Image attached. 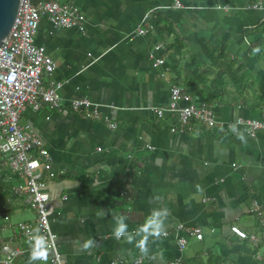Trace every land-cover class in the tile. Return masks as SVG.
<instances>
[{"label":"crops","instance_id":"crops-1","mask_svg":"<svg viewBox=\"0 0 264 264\" xmlns=\"http://www.w3.org/2000/svg\"><path fill=\"white\" fill-rule=\"evenodd\" d=\"M68 1L83 15L84 32L54 29L42 18L34 38L55 65L43 75L44 86L64 83L61 107L28 105L21 114V125L42 141L51 164L52 228L67 264H134L136 258L140 264L179 258L185 264H264L249 240L230 232L238 225L264 241L252 212L255 202L264 214V133L227 129L238 117L261 113L209 106L219 124L208 129L195 122L193 132L172 133L176 117L158 118L152 110L168 104L174 86L188 96L181 104H204L214 86L227 84L214 65L221 58L263 82L264 11L250 8L257 0ZM137 28L146 33L134 35ZM156 59L163 64L155 66ZM80 98L115 108H101L103 118L96 120L71 107ZM2 196L10 199L3 207L12 224L20 223L12 217L21 210L32 213H24L23 222L34 223L33 209L9 190ZM163 209V233L148 237L146 251L137 246L142 236L132 243L115 238V217H125L135 233L153 210ZM2 225L0 244L12 236ZM187 228L198 229L202 239ZM89 239L95 244L85 249ZM11 245L31 243L14 237ZM15 263L48 264L28 254Z\"/></svg>","mask_w":264,"mask_h":264},{"label":"built area","instance_id":"built-area-1","mask_svg":"<svg viewBox=\"0 0 264 264\" xmlns=\"http://www.w3.org/2000/svg\"><path fill=\"white\" fill-rule=\"evenodd\" d=\"M181 7L178 2L176 4ZM256 11H264V0H257L250 5ZM46 18L54 29H76L84 32V17L78 7L68 0H20L14 24L0 45V185L1 182L10 184V193L21 204L33 209L36 213L34 223L20 222L12 224L10 215L3 205L10 202L7 198L0 207V221L3 227L12 231V236L4 244H0V264H16L15 260L30 255L36 246V237L43 238L44 252L37 258L48 264H67L57 246V236L53 231V210L50 207V194L47 188V175L51 164L47 159V152L42 148V141L26 131L21 125V114L26 106L39 110L43 104H51L60 109L62 98L59 91L63 82H56L44 86L43 75L51 73L55 67L52 59L47 55L43 46L34 42L39 21ZM146 33L144 28H137L134 35ZM162 59H156L154 65L163 64ZM188 98L184 89L174 86L170 90L169 101L165 107H152L156 117L163 118L166 114L176 117V125L170 128L172 133L193 132L195 122L205 128H212L219 124L214 109L204 104L190 102L181 104ZM73 109L86 111L87 117L96 120L103 118L101 108L109 111L114 105H103L87 98L74 99L70 102ZM104 119H107L104 117ZM114 129L113 123L109 124ZM233 133L256 132L264 133V113L257 118L238 117L227 125ZM252 212L258 219L260 228L264 230V214L254 202ZM183 229L182 225H179ZM186 232L194 235L197 240L202 239L198 229L187 228ZM230 232L237 238L249 240L255 247V259L264 260V241L261 237L248 233L238 225H231ZM264 235V231H263ZM22 238L31 245L23 249L22 246L11 245L13 238ZM187 241H178L180 250L186 247ZM136 258L134 264H140ZM111 264H118L113 261ZM167 264H185L182 259L169 261Z\"/></svg>","mask_w":264,"mask_h":264},{"label":"trees","instance_id":"trees-1","mask_svg":"<svg viewBox=\"0 0 264 264\" xmlns=\"http://www.w3.org/2000/svg\"><path fill=\"white\" fill-rule=\"evenodd\" d=\"M39 1L43 0H32L34 3ZM262 50L264 53V49ZM214 65L219 67V75L224 77L223 80L227 81V84L214 86L216 87L215 90L211 91L207 101L204 102L206 106L218 104L230 107L247 106L251 110L264 113V80L260 84L254 83L245 69L236 67L234 62L226 58H221L219 63ZM8 190L10 191V184L2 181L0 185V207L4 201L2 195Z\"/></svg>","mask_w":264,"mask_h":264},{"label":"clouds","instance_id":"clouds-1","mask_svg":"<svg viewBox=\"0 0 264 264\" xmlns=\"http://www.w3.org/2000/svg\"><path fill=\"white\" fill-rule=\"evenodd\" d=\"M167 215V210H153L148 216L146 222L141 226L135 233H130L125 223V217L117 216L114 218L115 227L113 229V234L115 238H124L128 243H132L136 236H142L138 242V247L141 251H146V244L149 236L160 237L163 233L164 217ZM36 246L32 253V258H39L44 252V241L41 237H36ZM95 244L92 239L87 240L84 243V248H91Z\"/></svg>","mask_w":264,"mask_h":264},{"label":"water","instance_id":"water-1","mask_svg":"<svg viewBox=\"0 0 264 264\" xmlns=\"http://www.w3.org/2000/svg\"><path fill=\"white\" fill-rule=\"evenodd\" d=\"M19 3L20 0H0V45L14 24Z\"/></svg>","mask_w":264,"mask_h":264},{"label":"rangeland","instance_id":"rangeland-1","mask_svg":"<svg viewBox=\"0 0 264 264\" xmlns=\"http://www.w3.org/2000/svg\"><path fill=\"white\" fill-rule=\"evenodd\" d=\"M24 213L32 214L30 210H25V211L21 210L20 212L13 214V217H12L13 221L17 223V222H23L24 220H28V218L26 219L24 217L25 216Z\"/></svg>","mask_w":264,"mask_h":264}]
</instances>
